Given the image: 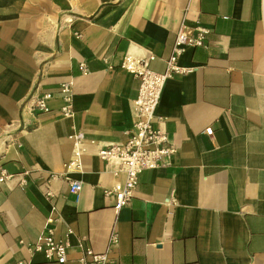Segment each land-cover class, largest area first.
Returning a JSON list of instances; mask_svg holds the SVG:
<instances>
[{"label":"crops","instance_id":"obj_1","mask_svg":"<svg viewBox=\"0 0 264 264\" xmlns=\"http://www.w3.org/2000/svg\"><path fill=\"white\" fill-rule=\"evenodd\" d=\"M181 27L209 34L155 113L174 152L115 213L124 175L98 153L136 121L124 65L164 73ZM49 217L63 264L81 242L108 264H264V0H0V264H58L28 248Z\"/></svg>","mask_w":264,"mask_h":264},{"label":"built area","instance_id":"obj_2","mask_svg":"<svg viewBox=\"0 0 264 264\" xmlns=\"http://www.w3.org/2000/svg\"><path fill=\"white\" fill-rule=\"evenodd\" d=\"M209 30L204 27L188 29L181 27L176 34L175 46L171 56L166 61L164 73H155L147 68L145 61L134 65L127 62L125 68L136 76L140 83L135 99L132 101L136 113V121L126 138L120 144L108 145L99 150V157L106 161H117L124 175L122 183L112 190L106 191V195L114 198L113 209L118 213L125 208L137 188L138 176L145 170L156 169L164 157L171 155L174 149L168 144L164 132L154 127L155 113L161 98L166 81L174 74H183L186 71L177 66L178 56L183 52L184 46L203 47ZM72 83H63L60 86L61 93L69 99ZM49 95L38 97L31 101L32 107L43 111L44 101ZM64 117H71L72 108L68 103L61 109ZM212 129L205 130V134L211 135ZM81 186L77 181L69 185V193L77 196ZM53 221L51 217L46 220V233L37 242L29 245L31 252H42L47 261L63 264L66 261L67 243L55 241L53 232L48 225ZM118 236L111 232L109 243L116 244ZM80 264H108L106 253H96L91 248L85 247L81 242ZM18 264H24L19 262Z\"/></svg>","mask_w":264,"mask_h":264}]
</instances>
